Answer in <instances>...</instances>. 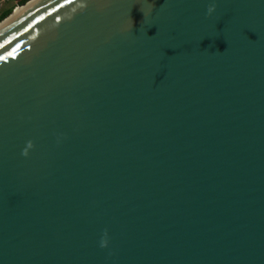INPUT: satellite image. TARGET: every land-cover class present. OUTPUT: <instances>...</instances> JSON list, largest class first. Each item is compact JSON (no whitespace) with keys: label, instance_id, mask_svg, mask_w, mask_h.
<instances>
[{"label":"water","instance_id":"water-1","mask_svg":"<svg viewBox=\"0 0 264 264\" xmlns=\"http://www.w3.org/2000/svg\"><path fill=\"white\" fill-rule=\"evenodd\" d=\"M0 264H264V0L2 25Z\"/></svg>","mask_w":264,"mask_h":264},{"label":"bare ground","instance_id":"bare-ground-1","mask_svg":"<svg viewBox=\"0 0 264 264\" xmlns=\"http://www.w3.org/2000/svg\"><path fill=\"white\" fill-rule=\"evenodd\" d=\"M38 1L39 0H32V1H29L27 4L21 6V7H17L12 14H10L7 18H5L4 20H2L0 22V27L2 25H4L6 22H8L12 17L24 13L26 10H28L31 6H33Z\"/></svg>","mask_w":264,"mask_h":264},{"label":"trees","instance_id":"trees-1","mask_svg":"<svg viewBox=\"0 0 264 264\" xmlns=\"http://www.w3.org/2000/svg\"><path fill=\"white\" fill-rule=\"evenodd\" d=\"M12 1H14V3H15L14 5L6 8L0 12V21L3 20L6 16H8L12 12L14 6H20L21 7V5L23 6V4H25L29 0H12Z\"/></svg>","mask_w":264,"mask_h":264},{"label":"rangeland","instance_id":"rangeland-1","mask_svg":"<svg viewBox=\"0 0 264 264\" xmlns=\"http://www.w3.org/2000/svg\"><path fill=\"white\" fill-rule=\"evenodd\" d=\"M14 4L15 3L12 0H0V12L3 11L4 9H6V8L12 6V5H14ZM14 7H17V6H14Z\"/></svg>","mask_w":264,"mask_h":264}]
</instances>
